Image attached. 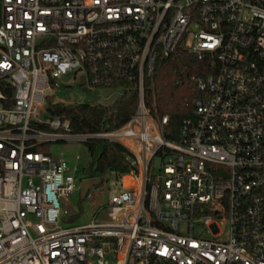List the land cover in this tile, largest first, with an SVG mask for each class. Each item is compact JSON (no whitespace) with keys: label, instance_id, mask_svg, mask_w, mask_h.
Here are the masks:
<instances>
[{"label":"built area","instance_id":"built-area-1","mask_svg":"<svg viewBox=\"0 0 264 264\" xmlns=\"http://www.w3.org/2000/svg\"><path fill=\"white\" fill-rule=\"evenodd\" d=\"M179 52L210 67L170 139L147 84ZM69 73L88 90L133 83L135 113L73 133L49 110ZM70 139L130 153L110 221L63 225L60 198L103 180L38 150ZM0 264H264V0H1Z\"/></svg>","mask_w":264,"mask_h":264},{"label":"trees","instance_id":"trees-1","mask_svg":"<svg viewBox=\"0 0 264 264\" xmlns=\"http://www.w3.org/2000/svg\"><path fill=\"white\" fill-rule=\"evenodd\" d=\"M209 67L206 59L181 52L160 58L157 62L153 77L147 84L146 98L153 115L169 116L164 130L167 138L177 139L183 121L193 116V101L198 95L193 78L207 73ZM137 103L135 85L130 83L109 104L57 102L49 110L52 115L69 119L73 133H96L123 125L135 113ZM85 143L95 161L96 174L114 172L120 176L130 170V153L120 143L108 139H92ZM47 147L45 145L38 150L46 151Z\"/></svg>","mask_w":264,"mask_h":264},{"label":"rangeland","instance_id":"rangeland-1","mask_svg":"<svg viewBox=\"0 0 264 264\" xmlns=\"http://www.w3.org/2000/svg\"><path fill=\"white\" fill-rule=\"evenodd\" d=\"M121 93L122 89L118 87H98L88 90L78 84L74 74L69 73L58 81L52 101L109 104L119 97ZM46 152L50 153L55 159L64 158L71 166H76V174L78 176L85 177L96 174L95 161L83 141L77 139L55 141L48 145ZM157 163L158 161H156V165ZM121 182L122 180L117 178L114 172H108L103 175V182L100 185L93 186L90 189V198L82 199L80 189H77L67 197H61L62 209H69L74 218L72 222L64 221L63 225H83L92 222L94 219L100 222L110 221L112 216L107 209L108 202L114 194L123 190ZM124 182L128 185L131 183V178L126 176Z\"/></svg>","mask_w":264,"mask_h":264},{"label":"water","instance_id":"water-1","mask_svg":"<svg viewBox=\"0 0 264 264\" xmlns=\"http://www.w3.org/2000/svg\"><path fill=\"white\" fill-rule=\"evenodd\" d=\"M83 82H84V77L82 78ZM103 182L102 178L100 177H92V178H86L83 179L80 185V194H81V198L85 199L88 191L96 185H100Z\"/></svg>","mask_w":264,"mask_h":264}]
</instances>
